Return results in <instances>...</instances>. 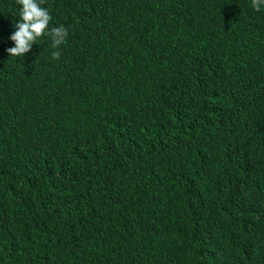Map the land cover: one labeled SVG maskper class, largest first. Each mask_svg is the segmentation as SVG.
Returning <instances> with one entry per match:
<instances>
[{
	"label": "trees",
	"instance_id": "1",
	"mask_svg": "<svg viewBox=\"0 0 264 264\" xmlns=\"http://www.w3.org/2000/svg\"><path fill=\"white\" fill-rule=\"evenodd\" d=\"M0 264H264V6L46 0L66 42L10 57Z\"/></svg>",
	"mask_w": 264,
	"mask_h": 264
},
{
	"label": "clouds",
	"instance_id": "2",
	"mask_svg": "<svg viewBox=\"0 0 264 264\" xmlns=\"http://www.w3.org/2000/svg\"><path fill=\"white\" fill-rule=\"evenodd\" d=\"M21 5L20 21L14 25L16 29L10 36L14 47L9 48L10 57H25L38 39L48 37L52 41V47L57 49L52 52L53 59L59 60L61 52L58 50L67 40L69 31L63 25L50 27L53 17L47 8L42 7L46 0H17ZM264 6V0H252V7L260 11Z\"/></svg>",
	"mask_w": 264,
	"mask_h": 264
}]
</instances>
